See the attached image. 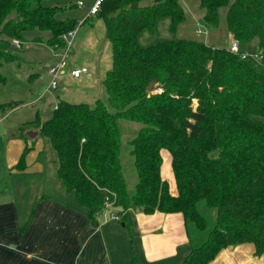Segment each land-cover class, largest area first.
Here are the masks:
<instances>
[{"label": "trees", "instance_id": "1", "mask_svg": "<svg viewBox=\"0 0 264 264\" xmlns=\"http://www.w3.org/2000/svg\"><path fill=\"white\" fill-rule=\"evenodd\" d=\"M142 1L103 0L95 13L104 19L112 44L113 63L104 79L112 107L101 98L93 105L63 99L51 117L41 120L37 113L25 125L48 138L59 178L91 218L101 216L108 200L129 230L133 207L181 212L205 228L197 207L205 199L217 209V222L183 264H208L222 248L243 242L264 254V63L202 36L139 42L141 31L152 29L159 18L170 17L175 31L199 12L198 22L224 37L258 36L264 52V0H199L193 9L189 0ZM66 8L45 0H0V68L21 59L27 31H48L52 49L64 48L66 36L81 23L59 17ZM34 40L43 41L41 33ZM155 77L157 84L148 91ZM5 79L0 69V84ZM5 105L15 104L0 100V109ZM127 122L138 128L124 138ZM124 146L137 174L133 189L124 170ZM163 148L172 155L176 194L161 173ZM126 264L145 263L136 254Z\"/></svg>", "mask_w": 264, "mask_h": 264}, {"label": "crops", "instance_id": "2", "mask_svg": "<svg viewBox=\"0 0 264 264\" xmlns=\"http://www.w3.org/2000/svg\"><path fill=\"white\" fill-rule=\"evenodd\" d=\"M69 2L87 4V16L95 14L91 8L96 0ZM64 6L70 7L67 2ZM71 17L79 19L66 18ZM87 20L79 19L80 24ZM38 76V71L29 75L31 80ZM2 123L0 114V264H126L136 254L145 264H183L193 247L206 240L199 233L193 237L181 212L146 213L133 207L128 212L131 230L111 203L98 219L91 218L75 191L54 183L45 162L39 161L42 149L31 140L38 128H27V137L21 127L9 131ZM27 146L25 162L19 164ZM161 173L176 194L175 176ZM208 264H264V254L257 255L252 242H243L222 248Z\"/></svg>", "mask_w": 264, "mask_h": 264}, {"label": "rangeland", "instance_id": "3", "mask_svg": "<svg viewBox=\"0 0 264 264\" xmlns=\"http://www.w3.org/2000/svg\"><path fill=\"white\" fill-rule=\"evenodd\" d=\"M70 0H45L47 5H70ZM77 1V0H71ZM146 1V0H145ZM142 1V3H145ZM199 0H189V8H198ZM73 3V2H72ZM63 4V5H62ZM87 4L78 7L77 5L70 6L59 13V17L66 18L68 16L77 15L81 21L88 20L80 24L76 31L70 36L71 45L70 52L65 59V64L58 74V84L56 87L50 85L52 76L50 74L40 75L39 72L43 69V63L48 61L55 64L63 59V53L55 52L52 47L46 42L49 35L48 31L34 30L25 32L27 40L25 41L24 51L21 52V59L4 62L1 66L2 73L6 76L3 83L0 84V100L4 103L12 102L15 105H5L0 109V114L3 116L5 123L1 126H7L19 132L25 130L24 135L29 137V129L31 127L25 125L34 120L37 113L40 119H48L52 116L54 107L59 100H69L73 102H88L93 105L98 98L103 99L109 108L111 104L108 100L107 90L104 84V79L107 71L112 67V44L107 36L104 19L98 14L88 15ZM191 9V11H192ZM200 11V10H199ZM191 13V12H190ZM197 18L200 16L196 13ZM195 15H188L187 23H182L177 30L170 28L171 19L168 16L161 17L157 20L156 25L152 29H144L139 34V42L144 45L155 44L161 40H175L180 37H195L202 36L208 43L218 46L229 47L233 39L229 35L224 37L217 29H209L198 22ZM200 20V19H199ZM185 24V25H184ZM186 26V27H183ZM201 28L202 33H197L196 29ZM38 33H41L43 41L34 40ZM239 45V53L246 52L256 62L264 63V52L260 48L259 37L254 36L250 40H236ZM86 67L87 72H84L79 77L73 75V70ZM31 71H38V77L31 80L29 75ZM160 90V89H158ZM25 122V123H24ZM21 125V126H19ZM124 138L127 135L133 136L138 128L136 123L127 122ZM32 129V128H30ZM29 134V135H28ZM31 137V136H30ZM32 144L35 148L42 149L39 156V161L45 162L50 178L55 183L56 180L64 185L57 174V153L51 145L48 138L40 133L35 137L32 136ZM30 139V138H29ZM126 142V140L124 141ZM39 144V146L37 145ZM125 147V146H124ZM126 147L123 150V165L127 177L128 185L131 189L134 188L137 181V174L133 166V157L126 154ZM163 156L162 172L168 173L173 178V168L171 153L167 148L161 150ZM35 161V160H34ZM11 180L14 178L11 176ZM167 180V179H166ZM170 187H171V182ZM31 186V184H29ZM61 186V188H62ZM55 193V192H54ZM197 207L207 220L205 228H199L192 220L188 219V229L193 237L196 234H202L203 237H208L209 231L217 222V209L208 205L205 199L199 200ZM202 237V238H203ZM201 238V239H202Z\"/></svg>", "mask_w": 264, "mask_h": 264}, {"label": "built area", "instance_id": "4", "mask_svg": "<svg viewBox=\"0 0 264 264\" xmlns=\"http://www.w3.org/2000/svg\"><path fill=\"white\" fill-rule=\"evenodd\" d=\"M103 2V0H96L95 4L92 6L91 8V12L92 13H96L99 10V7L101 5V3ZM80 4H82V1L79 2ZM197 33H202L201 28H197L196 29ZM73 32H70L67 36H66V40L67 43L64 46V48H62L60 50V52L63 53V59L55 64L49 63L48 61L43 63V69L39 72L40 75H43L45 73L50 74L52 76V79L50 81V85L52 87H56L58 84V74L59 72L62 70V68L64 67L65 64V59L67 58L69 52H70V45H71V39L70 36L72 35ZM14 43L16 45H19V41L17 39L14 40ZM231 51L239 54L242 57H250L248 54H246V52L243 53H239V45H238V41L234 40L232 41V43L230 44V46L228 47ZM88 69L86 67L81 68V69H75L73 70V75L76 77H79L80 75H82L84 72H87ZM110 203L108 200L106 201V204Z\"/></svg>", "mask_w": 264, "mask_h": 264}, {"label": "water", "instance_id": "5", "mask_svg": "<svg viewBox=\"0 0 264 264\" xmlns=\"http://www.w3.org/2000/svg\"><path fill=\"white\" fill-rule=\"evenodd\" d=\"M14 46L12 45L10 48L12 49ZM156 84H157V78L155 77V78H153L150 82H149V84L147 85V90L148 91H153L154 90V88H155V86H156ZM139 209V208H138Z\"/></svg>", "mask_w": 264, "mask_h": 264}]
</instances>
